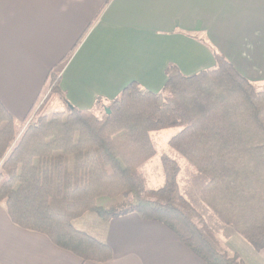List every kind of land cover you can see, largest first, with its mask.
Listing matches in <instances>:
<instances>
[{
	"label": "trees",
	"instance_id": "16d2710c",
	"mask_svg": "<svg viewBox=\"0 0 264 264\" xmlns=\"http://www.w3.org/2000/svg\"><path fill=\"white\" fill-rule=\"evenodd\" d=\"M213 56V68L191 76L167 68L159 92L129 82L106 105L110 113L99 116L68 102L63 110L46 113L61 95L63 59L48 72V93L35 109L36 120L19 135L0 102V202L10 220L83 261L105 262L112 258L111 248L76 229L72 220L88 211L104 220L134 212L166 225L208 264H243L237 253L221 252L209 229L192 219L174 159L161 155L164 184L145 187L139 168L155 155L149 131L178 126L168 144L206 176L198 192L201 202L262 251L264 86L257 90L221 53ZM122 195L128 201L119 210L96 203Z\"/></svg>",
	"mask_w": 264,
	"mask_h": 264
},
{
	"label": "crops",
	"instance_id": "0c3cea01",
	"mask_svg": "<svg viewBox=\"0 0 264 264\" xmlns=\"http://www.w3.org/2000/svg\"><path fill=\"white\" fill-rule=\"evenodd\" d=\"M214 51L264 86V0H0V102L14 122L30 119L63 59L54 111L68 102L95 112L131 81L159 92L171 66L185 76L213 68ZM200 208L223 253L264 264V249ZM72 225L106 243L112 258L83 261L14 224L0 202V264H208L166 225L134 212L104 220L88 211Z\"/></svg>",
	"mask_w": 264,
	"mask_h": 264
},
{
	"label": "rangeland",
	"instance_id": "374dc122",
	"mask_svg": "<svg viewBox=\"0 0 264 264\" xmlns=\"http://www.w3.org/2000/svg\"><path fill=\"white\" fill-rule=\"evenodd\" d=\"M255 88L257 90L262 89L261 86L255 87ZM47 93H48V89L46 91V95ZM58 97L60 96H57L47 106L46 108L47 114L54 112L56 108L54 105V101ZM58 104H61V103H58ZM104 108H107L106 105ZM104 108L103 109L101 107L98 108V110L95 111L96 115L97 116L101 115L104 111ZM36 117L37 116L35 115V111H34L30 119H28L25 123L16 121L15 122L16 131L18 132V135L22 132L23 128L27 125V123L33 122L34 120H36ZM179 130H180V127L178 126H170V127H163V128L154 129V130L149 131L150 139L155 148V155L151 159L146 161L139 168V171L144 180V184L146 188L148 189L160 188L164 184V176H163V171H162L161 162H160L161 155L165 154L169 156L171 159H174L179 167L177 180L180 185L181 194L188 201V203L190 204V206L192 207L194 211V213L192 214V219L196 222V224L199 227L201 226L202 228H208L206 226L207 224L205 223V220H207L208 224H210L209 218L207 216V213H204V211L200 208V206L202 208L208 209L207 212H209V214H213V212L198 199V191H197L198 187H200L203 184V181H206V176L203 175L201 172H199L182 155H180L177 151L171 148L168 144L169 138L173 136L174 134H176ZM127 201H128V197H126L125 195L118 196L115 198H109L105 196V197L98 198L96 200V203L97 205H100L107 209L119 210L126 206ZM100 203H103V204H100ZM213 216L217 219V217L214 214ZM211 234H212L211 239L215 242V244L217 245V248L223 252V249H222V246L220 245L219 240L216 238V236L212 232Z\"/></svg>",
	"mask_w": 264,
	"mask_h": 264
},
{
	"label": "water",
	"instance_id": "95a60500",
	"mask_svg": "<svg viewBox=\"0 0 264 264\" xmlns=\"http://www.w3.org/2000/svg\"><path fill=\"white\" fill-rule=\"evenodd\" d=\"M107 114H109L110 113V110L108 109V108H105V110H104Z\"/></svg>",
	"mask_w": 264,
	"mask_h": 264
}]
</instances>
